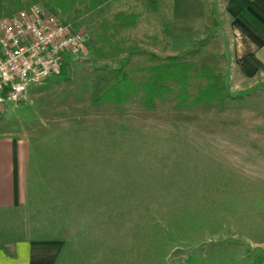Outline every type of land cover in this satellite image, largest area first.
Wrapping results in <instances>:
<instances>
[{
	"label": "rangeland",
	"instance_id": "374dc122",
	"mask_svg": "<svg viewBox=\"0 0 264 264\" xmlns=\"http://www.w3.org/2000/svg\"><path fill=\"white\" fill-rule=\"evenodd\" d=\"M155 6L170 21L173 54L212 36L184 59L196 68L219 55L223 93L195 103L205 81L191 77L181 99L172 86L151 106L141 93L93 105L96 77L108 88L121 71L138 84L153 61L132 51L108 65L79 49L0 123L25 153L20 196L0 207V243L42 246L54 264H264V93L231 83L227 54L211 44L210 0Z\"/></svg>",
	"mask_w": 264,
	"mask_h": 264
},
{
	"label": "trees",
	"instance_id": "16d2710c",
	"mask_svg": "<svg viewBox=\"0 0 264 264\" xmlns=\"http://www.w3.org/2000/svg\"><path fill=\"white\" fill-rule=\"evenodd\" d=\"M31 1L45 2L75 29L85 26L89 31L86 46L96 62L114 65L132 51H141L151 57L153 62L146 67L148 76L141 83L133 84L124 72L118 71V80L102 88L97 85L102 78L96 77L89 95L93 104H120L128 101L131 95L141 93L143 105L151 106L156 99L170 93L172 86L181 99L187 95L191 77L205 81L196 91L195 103L215 99L223 93L219 55L209 56L210 62L201 61L196 68L184 59L197 55L212 36L199 39L193 48L184 49L180 55L173 54L170 51V21L156 8L155 0ZM26 5L18 0H0V14L7 15Z\"/></svg>",
	"mask_w": 264,
	"mask_h": 264
},
{
	"label": "crops",
	"instance_id": "0c3cea01",
	"mask_svg": "<svg viewBox=\"0 0 264 264\" xmlns=\"http://www.w3.org/2000/svg\"><path fill=\"white\" fill-rule=\"evenodd\" d=\"M210 3L214 6L216 17L211 44L224 57L227 54L226 60L233 77L231 83L255 84L264 93V0H210ZM31 93L33 97L39 95L38 92ZM31 96L28 93L25 100H30ZM9 106L3 112L0 123L17 109ZM24 154L16 138L6 132L0 134V207L15 203L20 196ZM69 178L83 180L85 184L83 178L71 175ZM54 261V253H46L42 246L25 240L12 245L0 243V264H54Z\"/></svg>",
	"mask_w": 264,
	"mask_h": 264
},
{
	"label": "built area",
	"instance_id": "2783aa9c",
	"mask_svg": "<svg viewBox=\"0 0 264 264\" xmlns=\"http://www.w3.org/2000/svg\"><path fill=\"white\" fill-rule=\"evenodd\" d=\"M89 31L73 28L44 2L0 17V115L27 90L65 73L64 61L87 48Z\"/></svg>",
	"mask_w": 264,
	"mask_h": 264
}]
</instances>
